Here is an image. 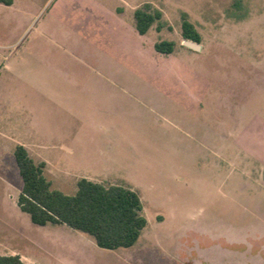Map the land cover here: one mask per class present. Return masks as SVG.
<instances>
[{
    "label": "rangeland",
    "instance_id": "rangeland-1",
    "mask_svg": "<svg viewBox=\"0 0 264 264\" xmlns=\"http://www.w3.org/2000/svg\"><path fill=\"white\" fill-rule=\"evenodd\" d=\"M146 2L167 25L141 34L134 11ZM182 12L200 51L183 44ZM163 40L173 52L157 50ZM17 144L66 194L82 177L135 190L148 220L136 244L107 249L33 223L17 204ZM220 244L264 250V0L0 3V255L143 264L134 256L147 249L215 264L201 249Z\"/></svg>",
    "mask_w": 264,
    "mask_h": 264
},
{
    "label": "trees",
    "instance_id": "trees-1",
    "mask_svg": "<svg viewBox=\"0 0 264 264\" xmlns=\"http://www.w3.org/2000/svg\"><path fill=\"white\" fill-rule=\"evenodd\" d=\"M14 0H0L5 5ZM138 32L145 34L153 25L161 30L167 25L163 11L150 2L134 11ZM185 39L201 42L202 37L188 14L182 12ZM175 42L159 41L160 52L174 51ZM15 157L23 179L17 204L38 225L59 224L91 235L96 244L107 249L130 248L136 244L148 220L139 194L128 186L82 177L75 194L53 188L45 174V161H36L28 149L17 144ZM0 264H29L19 254L0 255Z\"/></svg>",
    "mask_w": 264,
    "mask_h": 264
},
{
    "label": "crops",
    "instance_id": "crops-1",
    "mask_svg": "<svg viewBox=\"0 0 264 264\" xmlns=\"http://www.w3.org/2000/svg\"><path fill=\"white\" fill-rule=\"evenodd\" d=\"M88 23L90 24L91 21L89 20ZM88 24V26H89ZM91 25V24H90ZM83 26H85V23L83 22ZM187 47V46H186ZM189 48V47H188ZM202 49V48H201ZM200 51V50H196ZM63 148L67 150H72V147L66 143H63ZM91 179V178H89ZM93 180V179H92ZM97 181V180H96ZM205 235H208V239H213L211 238L210 234L207 233H202ZM223 238L227 243L232 244V243H239L237 241H240L237 239V236H233L231 233L223 234ZM133 247V246H132ZM131 248V247H130ZM202 252H207L206 257L210 261L215 260V264H264V250L258 249L257 247L254 246L252 248V245H250V248L247 247L244 252H241L240 250L236 249H231L228 246H225L224 244H220L216 246L215 248L213 247H205L204 249H201ZM141 252H137L136 255L134 256V260L137 259L138 262L143 263V264H155L154 262L156 261V264H175L176 263V256L171 258L168 257L166 258V254L164 252H160V254L157 252H150L147 249H142L140 250ZM209 251H212L213 253H216V258L213 259L211 253ZM150 257H152L155 260H150Z\"/></svg>",
    "mask_w": 264,
    "mask_h": 264
},
{
    "label": "water",
    "instance_id": "water-1",
    "mask_svg": "<svg viewBox=\"0 0 264 264\" xmlns=\"http://www.w3.org/2000/svg\"><path fill=\"white\" fill-rule=\"evenodd\" d=\"M183 44L189 48H192L194 50H201L202 45L199 42H195L189 39H185L183 41Z\"/></svg>",
    "mask_w": 264,
    "mask_h": 264
}]
</instances>
